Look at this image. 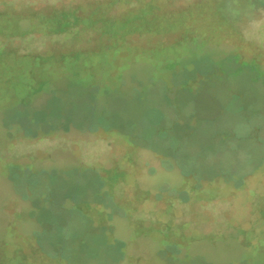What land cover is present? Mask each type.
Returning <instances> with one entry per match:
<instances>
[{
  "label": "rangeland",
  "instance_id": "rangeland-1",
  "mask_svg": "<svg viewBox=\"0 0 264 264\" xmlns=\"http://www.w3.org/2000/svg\"><path fill=\"white\" fill-rule=\"evenodd\" d=\"M260 2L0 0V264H264Z\"/></svg>",
  "mask_w": 264,
  "mask_h": 264
},
{
  "label": "flooded vegetation",
  "instance_id": "flooded-vegetation-1",
  "mask_svg": "<svg viewBox=\"0 0 264 264\" xmlns=\"http://www.w3.org/2000/svg\"><path fill=\"white\" fill-rule=\"evenodd\" d=\"M124 1V0H123ZM253 1H255V2H257L256 4H249L248 6H247V8H246V10H245V12L248 14V13H250L253 9H255V10H257V9H261V7H263V5H262V2H260V0H253ZM174 2V0H167V7H169L170 8V6L172 5V3ZM249 3H250V1H249ZM151 4V3H150ZM264 4V3H263ZM152 5H155V2L153 1L152 2ZM156 6V5H155ZM145 7V4H143V5H141L140 7H138V8H136V9H141V8H144ZM156 8V7H155ZM171 8H172V6H171ZM183 7H181V6H176V7H173V9H172V11H174V12H178V11H180V10H183L182 9ZM135 10V9H134ZM134 10H130V11H128V13H133V11ZM152 10H155V9H152ZM184 12V11H183ZM246 19H249V18H246ZM229 36V37H228ZM209 39H212V38H209ZM225 39H230V41H229V45H231V47H230V51H233V53H236L237 54V52H238V54H240L241 56H243V57H246V55L247 56H249L250 57V59H254L256 56H258L259 54H260V51L258 50V49H256L255 47H253L252 45H247V44H245V42H243V40H242V35H239V36H231V35H228V34H223V35H221V34H218V36H217V38H214L213 39V41L211 40V45L213 46V47H217L218 48V46H221V45H218L219 43H223L224 41H225ZM166 40H167V38H166ZM169 40V39H168ZM226 42V41H225ZM121 41H118L117 42V44H116V47H120V45H121ZM218 43V44H217ZM223 48V47H222ZM80 51H82V50H80ZM11 53V52H10ZM13 53V52H12ZM11 53V54H12ZM69 53H74V51L73 52H69ZM23 57H26V56H23ZM40 56H35V57H28V58H30V60H31V62H34V63H36L37 61H39L38 60V58H39ZM34 59H37L36 61L34 60ZM40 59V58H39ZM256 62V60H254V62L253 63H255ZM33 68V67H32ZM31 68V69H32ZM30 72V71H29ZM2 75H0V79L1 80H3V78L2 77H4V75L1 77ZM37 77V76H36ZM4 81V80H3ZM264 211V210H263ZM263 228V227H262ZM263 230H261L260 232H262ZM259 232V233H260ZM153 233V232H152ZM151 233V234H152ZM256 233V232H255ZM255 233L254 232H252L251 234H254L255 235ZM150 234V235H151ZM153 237V236H152Z\"/></svg>",
  "mask_w": 264,
  "mask_h": 264
},
{
  "label": "trees",
  "instance_id": "trees-1",
  "mask_svg": "<svg viewBox=\"0 0 264 264\" xmlns=\"http://www.w3.org/2000/svg\"><path fill=\"white\" fill-rule=\"evenodd\" d=\"M39 59V58H38ZM35 61L37 60V59H34ZM11 73L9 74V76L8 75H4V76H6V79L5 80H7V78L8 77H11ZM27 75H28V73H27ZM3 76V75H2ZM1 76V77H2ZM31 76H32V78H34L35 79V81H37V82H41L42 80L41 79H38L37 77H36V75H35V73H33V72H29V77L31 78ZM25 77H26V74H25ZM35 81H33V80H30V82H26L25 83V81H24V85H25V87H26V90L29 92V93H36V89H35V84H36V82ZM30 84V85H29ZM35 89V90H34ZM152 231V230H151ZM153 233L154 232H156V230L154 229L153 231H152ZM141 233L139 232L137 235H140ZM150 234H151V232H150ZM160 236H162V235H160ZM160 236H158V237H160ZM157 238V237H156ZM182 239V238H181ZM184 239V238H183ZM182 239V240H183ZM185 240V239H184Z\"/></svg>",
  "mask_w": 264,
  "mask_h": 264
}]
</instances>
